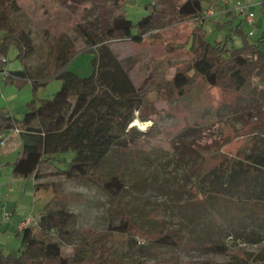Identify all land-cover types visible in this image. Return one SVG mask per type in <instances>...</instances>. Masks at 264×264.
Segmentation results:
<instances>
[{
    "label": "rangeland",
    "instance_id": "rangeland-1",
    "mask_svg": "<svg viewBox=\"0 0 264 264\" xmlns=\"http://www.w3.org/2000/svg\"><path fill=\"white\" fill-rule=\"evenodd\" d=\"M17 1V6L9 11V25L23 27L31 36L34 49L19 58L18 48H9L7 67L13 71L28 67V72L22 85L11 83L0 89V107H8L15 117L22 118L29 101L52 98L61 88L62 81L55 77L39 85L36 92L33 88V81L46 78L48 65L59 50L75 49L68 68L87 76L94 68V54L89 51L94 48L93 38H106L112 31L105 33L108 20L94 3L76 11V5L69 0ZM182 1L131 0L126 3V13L134 21L148 13V3L157 6L155 29L142 44L105 39L134 86L146 92L157 110L154 120L145 122L147 129L136 126L139 132L134 134L130 148H111L104 159L88 166L107 180L120 176L125 189L109 192L82 174H60L54 165L35 179H20L15 188L6 174L0 175V187L5 186L0 195L5 221L0 225V250L4 253H18L21 242L34 235L58 243L65 254L71 255L78 243L93 234L119 228L118 236L105 245L109 260L104 264H264V232L261 231V241L252 231L238 239L216 232L210 239L224 242L228 251L211 252L199 244L208 235L203 225L191 221L190 210L201 161L198 152L220 147V152L208 156V160H219L230 152L246 154L251 150L250 142L260 132V118L264 114V69L253 72L251 80L240 89L212 88L202 82L184 97L168 96L174 75L193 58L188 51L190 34L202 19L207 40H228L230 45L241 46L243 36L236 32L241 25L243 32L250 33L251 40L259 42L264 51V0H228L225 4L221 0H203L202 19L180 16L177 8ZM238 3L252 6V23L236 10ZM132 126L130 123L129 127ZM16 138V134H11L6 147L17 142ZM227 140L231 142L225 143ZM75 155L59 154L54 163L65 168ZM37 183L51 186L36 190ZM12 188L13 193L6 196L5 191ZM27 188L29 192L25 194ZM59 209L70 215V235L64 238L45 233L40 227L42 214ZM27 218H32L33 223L20 228ZM124 218L150 235L178 234L197 243L182 247L143 241L129 244L120 227ZM32 257L46 256L36 251Z\"/></svg>",
    "mask_w": 264,
    "mask_h": 264
},
{
    "label": "trees",
    "instance_id": "trees-1",
    "mask_svg": "<svg viewBox=\"0 0 264 264\" xmlns=\"http://www.w3.org/2000/svg\"><path fill=\"white\" fill-rule=\"evenodd\" d=\"M78 11L90 3L99 5L101 13L108 20L112 39H127L142 44L157 25V6L147 4L148 13L134 21L126 13V3L131 0H69ZM17 0H0V54H8L11 46L18 48V57L32 53L31 36L21 26L11 28L9 11L17 6ZM203 0H183L177 8L185 18H203ZM204 19L198 21L190 34L189 52L193 58L187 67L176 72L171 80L168 96L184 97L199 83L209 87L240 89L251 80V74L264 69V51L259 42L251 40V34L243 32L241 25L236 32L243 36L241 46L230 45L228 40L211 42L205 37ZM107 37H94L93 71L81 76L68 68L75 55V49L59 50L56 58L48 65L47 76L33 81L36 92L39 85H45L51 77L62 81L61 88L52 98L33 99L26 104L27 111L17 118L6 108H0V133L6 129L19 128L22 151L14 163V175L26 179L36 178L51 165L58 173L82 174L109 192H121L125 184L120 176L107 180L88 169L105 158L111 148L128 149L139 130L129 127L135 119L142 122L154 120L155 104L141 88H136L113 51ZM28 67L14 71L20 78L8 83L22 85ZM260 132L251 140L248 153L226 154L219 160H208V156L222 148L206 149L201 155L196 173L195 196L193 197L191 221L205 228L208 238L199 244L211 252L226 253L228 246L213 242L214 233L220 232L230 239L243 238L248 231L262 240L264 232V114L260 118ZM133 134V135H131ZM227 140L225 143L229 144ZM226 145V144H225ZM73 152L76 155L59 168L54 159L59 154ZM51 186L48 183L35 184V189ZM70 215L64 209L51 210L40 217V227L45 233L67 237ZM129 244L154 243L160 246L182 247L197 241L178 234L150 235L130 224L124 218L120 225ZM119 228L97 232L78 243L73 254H65L56 242H47L32 235L23 240L18 253H4L0 250V264H104L109 260L108 241L115 239ZM258 231V232H255ZM257 242V241H255ZM41 251L43 259H35L33 253Z\"/></svg>",
    "mask_w": 264,
    "mask_h": 264
},
{
    "label": "crops",
    "instance_id": "crops-1",
    "mask_svg": "<svg viewBox=\"0 0 264 264\" xmlns=\"http://www.w3.org/2000/svg\"><path fill=\"white\" fill-rule=\"evenodd\" d=\"M25 79V78H24ZM13 80H17V79H13ZM9 81V80H8ZM7 84H11L8 83L7 81H1L0 82V89L3 88L4 85ZM13 84V83H12ZM0 108H6L10 111V113L12 114V110L6 106L0 107ZM13 115V114H12ZM16 134V141L14 143H9V146L6 147V150H4V152L0 155V175H4L6 174V176L8 177L9 181L14 183V188L17 187V185H19L20 181L22 180V177H18L16 175H14L13 173V168H14V163L17 160V158L19 157L21 151H22V138L20 136V134ZM14 134V135H15ZM6 171H9L6 173ZM6 178H4L3 182L5 181V184L7 185V187L9 186L8 183L5 180ZM21 179V180H20ZM26 180V178H24ZM5 186L3 184V187H0V195L2 194V189H4ZM27 191H25V194H28L29 189H26ZM14 189L12 188L10 190V192H6L5 194L7 196V194L11 195L13 193ZM11 193V194H10ZM2 196V195H1ZM2 202V200L0 201V203ZM4 207L0 208V225H1V221L2 223H4V219L3 218V210ZM5 215V214H4Z\"/></svg>",
    "mask_w": 264,
    "mask_h": 264
},
{
    "label": "built area",
    "instance_id": "built-area-1",
    "mask_svg": "<svg viewBox=\"0 0 264 264\" xmlns=\"http://www.w3.org/2000/svg\"><path fill=\"white\" fill-rule=\"evenodd\" d=\"M224 4L228 3V0H221ZM237 11H239V13L241 15L244 16V18L250 23H252L254 21V11L252 9V6L250 4H241L238 3ZM211 12V10H209V13ZM7 63H8V57L6 55L0 54V82L1 81H8V80H13V79H19L20 77L18 75H16L14 73L13 70L9 69L7 67ZM19 134L20 133V129L19 128H10V129H6L4 131H2L0 133V151L6 147L8 140L10 138L11 134ZM32 218H27L26 220H23L20 223V228L22 227H26L27 225L32 224L33 222Z\"/></svg>",
    "mask_w": 264,
    "mask_h": 264
},
{
    "label": "bare ground",
    "instance_id": "bare-ground-1",
    "mask_svg": "<svg viewBox=\"0 0 264 264\" xmlns=\"http://www.w3.org/2000/svg\"><path fill=\"white\" fill-rule=\"evenodd\" d=\"M132 124H133L134 126L139 127L140 129H143V130L147 129V127H146L147 124H146L145 122L140 121L139 119H135V120L132 122Z\"/></svg>",
    "mask_w": 264,
    "mask_h": 264
}]
</instances>
